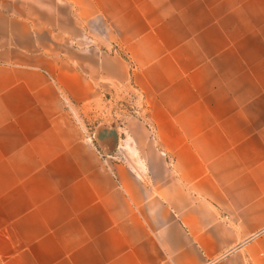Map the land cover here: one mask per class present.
Here are the masks:
<instances>
[{"label": "crops", "instance_id": "0c3cea01", "mask_svg": "<svg viewBox=\"0 0 264 264\" xmlns=\"http://www.w3.org/2000/svg\"><path fill=\"white\" fill-rule=\"evenodd\" d=\"M0 264H264V0H0Z\"/></svg>", "mask_w": 264, "mask_h": 264}, {"label": "rangeland", "instance_id": "374dc122", "mask_svg": "<svg viewBox=\"0 0 264 264\" xmlns=\"http://www.w3.org/2000/svg\"><path fill=\"white\" fill-rule=\"evenodd\" d=\"M107 100H110L109 95ZM111 101L113 105L112 107L113 117H116L115 116L116 112L120 114H126L127 112L126 108H129L130 111H132L136 106L134 96L128 93H120L119 95H116L113 98H111ZM107 103L108 105H110V102L107 101ZM104 107L105 106H103L102 109H98V110L93 109L91 111L81 110L76 113V118L80 120L82 123H86L88 127H91L92 129L90 131H95L96 129L94 130L95 128L94 126H96L98 122H105L106 121L105 119H107V114L105 113L107 111L105 110ZM90 122H92L93 124H90Z\"/></svg>", "mask_w": 264, "mask_h": 264}]
</instances>
